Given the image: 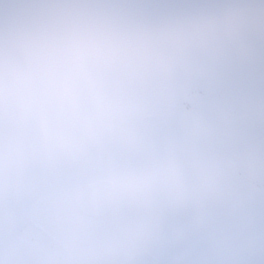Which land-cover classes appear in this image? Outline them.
<instances>
[{
  "label": "snow or ice",
  "instance_id": "obj_1",
  "mask_svg": "<svg viewBox=\"0 0 264 264\" xmlns=\"http://www.w3.org/2000/svg\"><path fill=\"white\" fill-rule=\"evenodd\" d=\"M0 264H264V0H0Z\"/></svg>",
  "mask_w": 264,
  "mask_h": 264
}]
</instances>
